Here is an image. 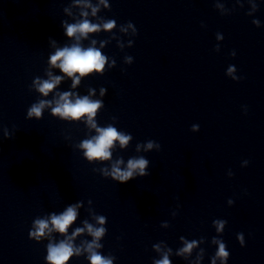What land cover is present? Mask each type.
Wrapping results in <instances>:
<instances>
[{
    "label": "water",
    "instance_id": "95a60500",
    "mask_svg": "<svg viewBox=\"0 0 264 264\" xmlns=\"http://www.w3.org/2000/svg\"><path fill=\"white\" fill-rule=\"evenodd\" d=\"M83 20L99 30L69 37ZM74 44L98 49L103 69L69 77L50 63ZM65 92L101 106L62 118ZM109 126L128 142L89 160L81 143ZM140 158L148 175L113 179ZM69 206L59 233L50 217ZM86 224L105 229L94 250L112 264H264V0H0V264H50L47 245L69 238L81 251L65 264H90Z\"/></svg>",
    "mask_w": 264,
    "mask_h": 264
},
{
    "label": "clouds",
    "instance_id": "9594fccd",
    "mask_svg": "<svg viewBox=\"0 0 264 264\" xmlns=\"http://www.w3.org/2000/svg\"><path fill=\"white\" fill-rule=\"evenodd\" d=\"M95 11V9L93 10ZM115 21H109L103 25L104 29H111L114 26ZM99 25L90 23L88 20H83L77 24H71L67 26V35L69 37L74 36L79 33L80 37L86 36L87 33H92L99 30ZM95 43V41H93ZM106 57L96 48L88 47L82 48L79 44H74L71 47H64L62 49H58L56 53L51 56L50 63L52 65H56L57 61H59L58 67L59 69L67 74L69 77L73 75V73L78 72L81 76L86 75L91 71H101L104 67ZM233 69H229L231 72ZM234 80H239L241 77H233ZM61 80L60 76H56L51 78L50 80H45L39 84L38 91L47 95L49 91H51L56 84H58ZM79 77H77L73 84L77 83ZM70 93L65 92L60 95L58 101H56V107L53 109L54 114H58L60 117H71L72 119H79L81 116L87 115L91 118L95 115L96 110L101 106V101H92L87 96L77 98L73 102L69 99ZM50 103L47 101H41L39 104H34L29 109V115H35L39 117L41 115V110L45 106V104ZM91 123V120L89 121ZM92 126L95 127V124L92 123ZM98 135L92 139L85 140L81 143L80 147L85 150V156L89 160L99 159L106 160L110 156V152L108 149L112 146L113 141L118 139L121 145H124L128 142L129 136L123 135L119 133L114 127L107 128H96ZM148 148L152 147V143L149 142L147 145ZM120 161H117V165ZM149 164L144 158L129 160L127 165V170L122 171L118 166H113L111 175L113 179H118L121 183H124L132 178L133 170L139 169L140 175H148L149 173H145V166ZM76 210L74 206H69L66 211H64L60 215H51L50 222L56 231L59 233H65L68 226L76 219ZM98 222L103 224L104 217H98ZM223 221L217 222L219 231L220 228L223 227ZM36 230L32 232L31 235L37 238L41 237L45 233V229H48L49 222L44 219H38L35 221ZM87 231L93 236V241L87 244V247L84 249L89 252V261L90 264H112V260L110 258H105L100 253L95 251V248L101 247V245L97 244L96 241L104 234V228H94L92 225L86 224ZM83 231L82 229H76L73 233V236ZM242 235V234H241ZM196 241L193 240L191 242H185V247L180 251L182 253L190 252L191 249L195 246ZM79 248H74L71 243V238L67 241H61L58 244L49 243L47 245V261L50 264H65V262L73 256V254L80 253ZM217 256H222L224 258L229 257V252L226 250V245L223 242L219 243ZM154 264H170V261L167 255L164 256L163 259L155 261ZM213 264H215V257L213 258Z\"/></svg>",
    "mask_w": 264,
    "mask_h": 264
}]
</instances>
